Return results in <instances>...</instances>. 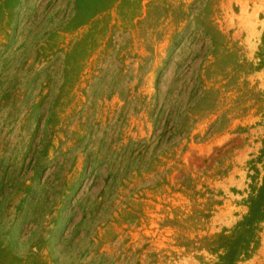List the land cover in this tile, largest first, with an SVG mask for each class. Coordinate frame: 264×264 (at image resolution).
<instances>
[{
    "label": "rangeland",
    "instance_id": "rangeland-1",
    "mask_svg": "<svg viewBox=\"0 0 264 264\" xmlns=\"http://www.w3.org/2000/svg\"><path fill=\"white\" fill-rule=\"evenodd\" d=\"M263 135L264 0H0V264H213Z\"/></svg>",
    "mask_w": 264,
    "mask_h": 264
},
{
    "label": "trees",
    "instance_id": "trees-1",
    "mask_svg": "<svg viewBox=\"0 0 264 264\" xmlns=\"http://www.w3.org/2000/svg\"><path fill=\"white\" fill-rule=\"evenodd\" d=\"M255 161L260 164L259 181L250 186L245 212L212 240L210 250L216 258L213 264H235L248 257L258 241L260 223L264 220V135Z\"/></svg>",
    "mask_w": 264,
    "mask_h": 264
}]
</instances>
